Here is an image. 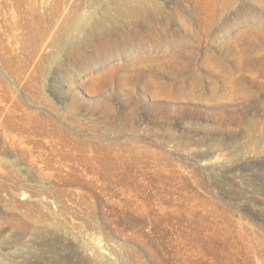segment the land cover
<instances>
[{
    "label": "rangeland",
    "instance_id": "1",
    "mask_svg": "<svg viewBox=\"0 0 264 264\" xmlns=\"http://www.w3.org/2000/svg\"><path fill=\"white\" fill-rule=\"evenodd\" d=\"M233 1L0 0V264H264V0Z\"/></svg>",
    "mask_w": 264,
    "mask_h": 264
},
{
    "label": "bare ground",
    "instance_id": "2",
    "mask_svg": "<svg viewBox=\"0 0 264 264\" xmlns=\"http://www.w3.org/2000/svg\"><path fill=\"white\" fill-rule=\"evenodd\" d=\"M126 2V4L132 5L131 7H133L132 10L139 12V13H144L147 17L149 15L152 14V10L150 8V4L152 3V1L154 0H124ZM192 1L194 4H200L203 7H207V11L206 14L208 16L211 17H216L219 16L221 14H224L226 8H228V5L231 2H234L233 0H189ZM236 1V0H235ZM244 4H246V2H244ZM260 9V8H259ZM247 10V9H246ZM262 11H263V15H264V4L262 5ZM260 11V13L262 12ZM202 12V11H201ZM249 13V11H246ZM197 13V12H196ZM201 16V13H199ZM145 16V17H146ZM262 16V13H261ZM203 17V16H202ZM207 18V17H206ZM239 18V17H238ZM90 18H80L76 21V29L78 30V32H84L87 25V22L89 21ZM93 19V18H92ZM109 20L107 18L104 17H100L96 20V22L94 23V25H92V29L94 30L96 27H101L103 25H107L109 24ZM85 33V32H84ZM157 44V43H156ZM264 60V59H263ZM256 62L258 63V61L256 60ZM264 62V61H263ZM261 63V61H260ZM264 64V63H263ZM263 64H262V68H263ZM255 65V64H254ZM258 65V64H257Z\"/></svg>",
    "mask_w": 264,
    "mask_h": 264
}]
</instances>
